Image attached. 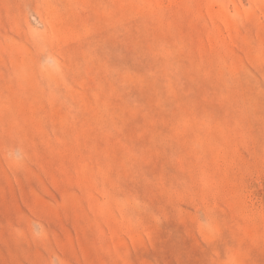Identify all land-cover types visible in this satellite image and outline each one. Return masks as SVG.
I'll return each instance as SVG.
<instances>
[{
  "label": "rangeland",
  "instance_id": "rangeland-1",
  "mask_svg": "<svg viewBox=\"0 0 264 264\" xmlns=\"http://www.w3.org/2000/svg\"><path fill=\"white\" fill-rule=\"evenodd\" d=\"M0 264H264V0H0Z\"/></svg>",
  "mask_w": 264,
  "mask_h": 264
}]
</instances>
